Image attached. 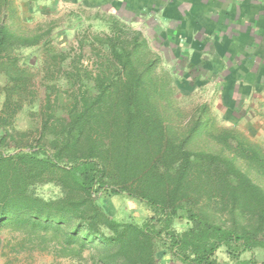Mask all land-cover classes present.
Here are the masks:
<instances>
[{
	"label": "trees",
	"instance_id": "trees-1",
	"mask_svg": "<svg viewBox=\"0 0 264 264\" xmlns=\"http://www.w3.org/2000/svg\"><path fill=\"white\" fill-rule=\"evenodd\" d=\"M117 32L97 39L105 49L92 70L77 59L62 85L69 92L52 83L40 88L32 63H22L19 54L39 50L44 35L0 24V228L54 235L62 257L98 242L102 264H161L163 251L180 264H222V250L236 264H264L257 258L264 256V187L241 167L264 179V149L234 129L212 133L219 153L188 148L202 125L183 138L170 131L157 100L163 85L154 89L133 59L145 46L142 35L129 45ZM27 105L41 119L40 137L29 145L12 128ZM47 183L61 196L34 192ZM114 196L144 204L151 216L142 224L117 221L102 203ZM215 203L253 223L224 227L203 210Z\"/></svg>",
	"mask_w": 264,
	"mask_h": 264
},
{
	"label": "rangeland",
	"instance_id": "rangeland-1",
	"mask_svg": "<svg viewBox=\"0 0 264 264\" xmlns=\"http://www.w3.org/2000/svg\"><path fill=\"white\" fill-rule=\"evenodd\" d=\"M3 23L22 35L45 36V43L39 50L29 48L19 54L22 63H32L28 70L34 75V80L40 88L48 86L49 83L60 87L64 85L66 74L75 71L73 64L77 59L80 60V65L92 70L95 67L94 62L99 58L97 52L105 49L98 42V38L117 37L119 34L117 29L120 28L123 30L121 34H124L125 39L128 38L129 45H133L135 38L138 37L136 33H139L142 35L139 40L145 43V46L135 50L133 59L141 63L140 68L147 80L153 82L154 89L157 84L163 85L160 87L163 97L161 96L160 99L158 95L157 100L161 104L170 131L183 138L190 133L196 123L202 125L187 144L188 148L219 153L222 147L212 138V133H218L222 129H234L247 141L264 149V125L253 122L255 118L252 114L246 120L248 122L252 120L253 123L240 126L225 125L218 110L221 82L207 81L205 71L197 61L185 57L177 58L172 50L159 47L156 41L150 39L148 28L144 27V24L137 23L132 17L117 18L105 11L95 15L85 9L68 8L48 11L47 15L35 21L29 18L0 16V24ZM47 41L50 45L46 43ZM55 55L58 58L54 60ZM152 61H154L153 68L147 71L146 65ZM53 62L57 65L51 68ZM71 88L65 85L62 89L70 92ZM40 91L44 96V88ZM64 96H68L67 92ZM3 101L4 99H0V111ZM33 112L38 110L33 106H25L12 126L16 131V140L23 141L27 145L40 137L38 129L41 119L39 115H33ZM241 167L264 187L262 177L246 165ZM34 192L45 200L61 196V190L53 183L39 185L34 188ZM102 203L119 222L132 220L142 224L151 216V212L144 204L127 196L106 198ZM206 209L210 216H214L216 222L226 228L241 229L250 227L253 223L246 216H234L229 211H223L217 203L204 205L203 210ZM57 239L51 234L27 235L25 232L16 231L12 226L0 228L1 264H102L99 258L103 254V248L98 242L90 243L78 256L71 254L62 257L59 254ZM72 249L73 252L78 250L77 247ZM248 257L249 254L244 256V258ZM257 258L260 261L264 260L263 255H258ZM219 259L222 264H236L229 260L225 250L219 252ZM161 262V264H180L164 251Z\"/></svg>",
	"mask_w": 264,
	"mask_h": 264
},
{
	"label": "crops",
	"instance_id": "crops-1",
	"mask_svg": "<svg viewBox=\"0 0 264 264\" xmlns=\"http://www.w3.org/2000/svg\"><path fill=\"white\" fill-rule=\"evenodd\" d=\"M68 8L136 19L159 47L197 61L207 81L221 82L225 125H264V0H0V16L34 21Z\"/></svg>",
	"mask_w": 264,
	"mask_h": 264
}]
</instances>
